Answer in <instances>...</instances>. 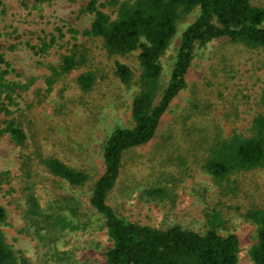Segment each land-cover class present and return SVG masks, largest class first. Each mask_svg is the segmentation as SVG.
Returning a JSON list of instances; mask_svg holds the SVG:
<instances>
[{"label":"rangeland","instance_id":"rangeland-1","mask_svg":"<svg viewBox=\"0 0 264 264\" xmlns=\"http://www.w3.org/2000/svg\"><path fill=\"white\" fill-rule=\"evenodd\" d=\"M88 2L0 0V52L14 70L9 80L24 85L14 97L16 105L10 107L12 116L24 114L21 121L31 148L38 144L46 155L87 169L93 176L86 186L69 189L81 201L80 228L67 231L57 241L41 240L24 218L25 200L19 192L10 191L12 186L19 188L20 148L8 135L0 138V172L10 171L13 178L0 182V204L8 215L2 230L7 243L22 253L27 264H109L107 251L113 243L90 198L95 181L105 172L103 142L113 127L134 125L132 103L139 86L121 83L115 73L116 61L128 64L138 79L140 50L112 57L101 38L84 35L94 19V14L84 10ZM262 2L255 0L254 4ZM101 9L116 16L110 6ZM198 15L197 8L178 22L177 33L162 58L163 89L169 83L182 34ZM51 39L55 42L46 54L35 52ZM73 47H78L85 62L47 93L50 65H58ZM89 70L97 81L91 91L83 92L77 78ZM263 87L264 50L233 44L226 38L198 46L187 87L163 115L153 140L126 153L108 202L133 222L155 228L180 225L201 233L208 228L207 213L222 210L226 223L219 231L236 233L240 264H254L249 252L256 243L257 228L245 214L253 207L264 208V168L233 176L237 189L224 193L190 154L183 136L185 119L193 125L217 124L226 136L234 131L249 134L253 118L264 112L259 103ZM194 105L199 109L193 110ZM159 187L168 191L162 200L147 193ZM37 194L43 207L52 202L44 185L37 186Z\"/></svg>","mask_w":264,"mask_h":264},{"label":"trees","instance_id":"trees-1","mask_svg":"<svg viewBox=\"0 0 264 264\" xmlns=\"http://www.w3.org/2000/svg\"><path fill=\"white\" fill-rule=\"evenodd\" d=\"M52 1L34 0L36 3ZM254 1L89 0L85 7L86 12L94 14V19L83 34L101 38L109 56H124L140 50L138 79L128 64L116 61L115 73L121 83L131 87L136 82L139 86L132 103L134 125L113 127L103 142L105 172L95 181L90 198L92 208L105 220L113 243L107 251L109 264H240L239 236L233 232L223 235L219 231L226 223L222 210L207 213L205 233L180 225L155 228L120 216L108 197L121 175L126 153L153 140L163 115L187 87V74L198 46L226 38L233 44L264 50V2L254 4ZM107 6L114 8L115 17L101 9ZM197 8L199 15L182 34L169 83L163 89L162 58L177 33L178 22ZM54 42V39L44 41L35 52L46 54ZM84 62L78 47L63 54L58 65L49 67L46 92ZM13 72L0 52V138L8 135L21 151L19 188L12 186L10 191L19 192L25 200L24 218L35 234L41 240L57 241L67 231L80 228L81 201L69 189L86 186L93 176L87 169L75 168L56 156L46 155L38 144L30 147L28 132L21 121L24 114L12 116L14 111L10 109L16 105L15 95L19 96V90L24 87L9 80L8 75ZM96 81V74L90 70L77 78L83 92L91 91ZM259 103L264 107V87ZM192 108L198 110L199 106ZM184 126L183 140L189 145L190 154L224 193L237 189L233 176L264 168V112L253 118L249 134L234 131L226 136L217 124L193 125L187 119ZM12 179L10 171L0 172V182ZM38 185H44L51 195L52 202L47 207L39 200ZM167 192L159 187L147 193L162 200ZM245 217L257 228V240L249 252L251 260L254 264H264V208L253 207ZM7 218L6 208L0 204V264H27L22 253L6 241L2 226Z\"/></svg>","mask_w":264,"mask_h":264}]
</instances>
